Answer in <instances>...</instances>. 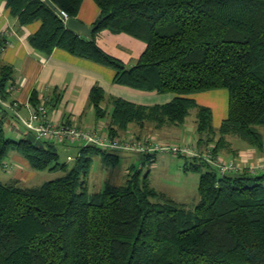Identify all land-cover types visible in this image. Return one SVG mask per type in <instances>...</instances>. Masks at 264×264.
I'll use <instances>...</instances> for the list:
<instances>
[{"label": "trees", "instance_id": "obj_1", "mask_svg": "<svg viewBox=\"0 0 264 264\" xmlns=\"http://www.w3.org/2000/svg\"><path fill=\"white\" fill-rule=\"evenodd\" d=\"M51 1L76 17L83 0ZM93 1L99 24L92 38L67 28L45 0H5V6L20 25L39 21L28 35L35 50L50 54L62 48L114 68L112 83L173 94L151 106L113 99L108 133L118 136L131 122L179 124L194 107L195 142L201 146L229 149L226 136L232 135L263 148L257 126H264V0ZM101 29L144 42L134 65L126 67L97 44ZM12 74L10 64L0 63L2 99ZM216 88L228 91L227 114L217 128L211 108L190 95ZM104 96L102 88L92 87L89 99L98 114ZM38 101L33 92L31 103ZM3 111L0 169L17 150L32 168H60L63 174L33 187L0 181V264H264V170L219 175L189 159L186 169L205 167L193 208L157 192L139 170L121 184L106 182L90 192L93 155H102L106 165L116 155L86 145L71 164L59 162L57 144L49 140L37 145L25 136L7 137Z\"/></svg>", "mask_w": 264, "mask_h": 264}, {"label": "crops", "instance_id": "obj_2", "mask_svg": "<svg viewBox=\"0 0 264 264\" xmlns=\"http://www.w3.org/2000/svg\"><path fill=\"white\" fill-rule=\"evenodd\" d=\"M89 1H82L76 16V18L85 24L94 23L99 16L97 5H90ZM85 7L90 9L88 14L85 11ZM38 26L39 21L26 25L18 24L17 18L9 14L5 6V0H0V44L4 45L3 50L0 49V63L4 62L13 67L12 79L9 81V84L17 86L15 90L8 92L5 100H15L18 102L21 112L26 113L25 106L27 103H31L32 93L35 92L39 101H45L48 116L51 115L57 121L74 120L81 127L109 131L108 127L113 109V99L120 97L136 104L151 106L168 102L173 97L171 93L142 92V90L112 83L115 74L114 68L100 64L89 58L72 55L65 49L55 48L50 54H44L35 50L29 43L28 35L33 33ZM95 39L103 50L121 59L123 63L125 62L124 60L128 59L129 65L127 67L134 65L145 47L140 44L143 41L125 33H112L107 29L99 30L95 34ZM93 86L102 88L105 95L100 105L103 114L96 113L90 102L89 94ZM1 107L3 106L0 104V112ZM9 113L8 109L3 111L2 116H5L3 125L6 123L5 119ZM183 123L156 126L154 122L146 121L142 126H138L131 122L124 131L117 130V135L123 137L133 134L138 138L151 137L179 144L188 140H195L194 135L191 133L193 129L183 127ZM8 124V127H11L13 130L15 129L12 123L8 122ZM213 126L215 128L218 127L214 124ZM226 139L230 144L229 151L225 153L227 157H234L241 150L248 148V145H245L243 141L240 142V139L238 140L235 136L227 135ZM62 148L66 150L64 147ZM71 148L75 149L74 146L69 149ZM75 152H77L76 149ZM131 153L132 151L128 150L111 152V154L116 155L118 158L112 165L113 167L118 165L121 158L124 159V165L121 170L118 169L114 172L116 175H126L127 178L133 165L128 164V160L133 159L130 155ZM97 155H93L92 161L98 157ZM262 155H264V149L255 150L253 156L249 157L247 162L254 163L256 160L261 159ZM136 156L138 155L136 154ZM101 157V161L105 163L102 155ZM10 158L18 161V164L23 163L21 162L22 158L18 154L12 153ZM138 159L140 160V156H138ZM162 159H165V156ZM156 165L154 164L153 166L157 167Z\"/></svg>", "mask_w": 264, "mask_h": 264}, {"label": "rangeland", "instance_id": "obj_3", "mask_svg": "<svg viewBox=\"0 0 264 264\" xmlns=\"http://www.w3.org/2000/svg\"><path fill=\"white\" fill-rule=\"evenodd\" d=\"M89 2L90 5L94 4V6H96L93 0H90ZM85 11L88 14L90 9L85 7ZM140 44L145 46L143 42ZM124 61V64L127 67L129 65V60L127 59ZM190 95L195 98L197 103L210 106L213 112V124L215 126H218L220 121L226 117L225 115L227 114L228 105V91L226 88H216L207 91L193 92ZM196 113L197 108L193 107L190 109L189 115L186 117V120L183 123V127H189L190 129H193L191 133L194 135V137L197 135L194 127ZM5 121L6 123L4 124V133L7 137L19 138L21 136H25L28 133L26 129L14 118L11 111ZM8 122L15 126L14 130L7 126ZM257 127L262 132L264 138V126ZM239 141L242 142L241 140ZM243 143L248 145V148L241 150L234 157H227L225 155L226 151H229L228 147L222 149L219 151V153H221V155L225 158L242 159L241 161H245L249 159V157L253 156L255 150L264 149V146L262 149H260L252 147L246 142ZM56 148L59 154L58 161L71 164V161H67L66 156L69 154L74 157L76 148H71L68 151L64 150L60 145H57ZM12 153L18 154L22 158L21 162L23 163L18 164V161H14L13 158H10ZM130 155L133 157V159L128 160L129 165L133 164L131 171L139 170L141 177L148 173L149 184L157 192L162 193L166 197H170L177 202L183 203L187 208L194 207L199 197L197 192L199 175L205 170V167L200 166L199 170L186 169L185 166L189 163L188 157L177 156L171 153H159L156 155L153 161L149 162L145 159L142 164L140 163L138 156H136V153H131ZM97 156L98 157L94 158L92 161L87 176L88 190L90 192H94L103 188L106 182L112 184H121L125 181L126 175L122 176L121 174L116 175L114 173L118 169L121 170L122 166L124 165V159L121 158L118 165L113 167V164L106 165L103 163L101 161L102 157L100 154ZM163 156H165V159H162ZM260 158H264V155H262ZM5 163L7 164V168L0 169V181H17L21 186H38L47 180L53 179L63 174V170L60 168L54 170H37L32 168L29 165L27 159L17 150L9 152V154L5 157ZM154 164H157V167L153 166ZM262 182L264 185V179Z\"/></svg>", "mask_w": 264, "mask_h": 264}, {"label": "built area", "instance_id": "obj_4", "mask_svg": "<svg viewBox=\"0 0 264 264\" xmlns=\"http://www.w3.org/2000/svg\"><path fill=\"white\" fill-rule=\"evenodd\" d=\"M65 18L68 15L62 11ZM4 47V46H3ZM3 47L0 49L3 50ZM6 90L11 92L16 89L15 84H8ZM0 104L12 112L15 119L32 133L37 139L49 140L57 145L63 146L66 150L70 147L76 148L75 155H78L82 147L92 145L101 149L114 151H132L140 156V163L146 159L153 161L159 153H171L177 156L188 157L192 161H202L211 165L219 175L246 171L251 174L264 170V158L255 163H248L247 160L225 158L219 152H214L212 144L201 146L195 140L186 142L169 143L157 138H138L133 134L123 137L113 136L109 131H101L97 128L81 127L74 120L57 121L51 115L48 116L45 101H38L35 105L27 103L26 113L19 109V104L15 100H5L0 97ZM75 157V156H74ZM67 154V161L74 159ZM7 168V164L4 165Z\"/></svg>", "mask_w": 264, "mask_h": 264}, {"label": "water", "instance_id": "obj_5", "mask_svg": "<svg viewBox=\"0 0 264 264\" xmlns=\"http://www.w3.org/2000/svg\"><path fill=\"white\" fill-rule=\"evenodd\" d=\"M45 2L54 10L62 19H64L65 26L72 29L87 38H92L93 31L98 27L99 22H94L92 24H85L76 17L65 18L61 9H59L51 0H45ZM105 16H102L100 20H103ZM25 137L37 145H41V140L37 139L32 133H27Z\"/></svg>", "mask_w": 264, "mask_h": 264}]
</instances>
